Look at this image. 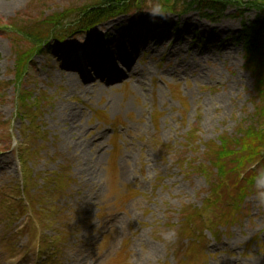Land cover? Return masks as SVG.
<instances>
[{
  "label": "rangeland",
  "instance_id": "374dc122",
  "mask_svg": "<svg viewBox=\"0 0 264 264\" xmlns=\"http://www.w3.org/2000/svg\"><path fill=\"white\" fill-rule=\"evenodd\" d=\"M17 1L0 11V264H264V180L235 206L239 190L219 187L215 165L213 180L197 168L217 157L222 135L238 136L256 119L241 40L244 23L264 20L246 5L252 0H231L235 6L214 21L197 9L164 12L159 0H133L130 12L91 34L67 37L59 26L63 42L50 32L30 53L22 21L82 0ZM107 30L120 39L104 43ZM98 37L124 76L87 87L74 74L79 82L71 83L61 71L66 46ZM128 61V69L144 70V81L127 72ZM29 103L34 113L25 116ZM25 178L31 209L21 203ZM227 178L241 188L235 171ZM213 189L219 202L210 205ZM206 205L217 238L200 232ZM184 217L197 232L184 230Z\"/></svg>",
  "mask_w": 264,
  "mask_h": 264
},
{
  "label": "trees",
  "instance_id": "16d2710c",
  "mask_svg": "<svg viewBox=\"0 0 264 264\" xmlns=\"http://www.w3.org/2000/svg\"><path fill=\"white\" fill-rule=\"evenodd\" d=\"M133 0H82L81 4H71L67 7L55 9L50 14H47L41 20L22 21L24 23L21 27V32L25 33L28 30L31 33H26L25 37H21L23 40L29 39L34 47L26 49L25 52L36 50L35 48H41L45 43V36L51 33H57L60 38H64L60 31H55L57 27L62 26L65 32L70 36L80 34H91L93 28L105 20L114 18L121 13H128L131 10V2ZM160 9L164 12H175L177 7H181V11L188 12L192 9L199 10L204 17L210 20H216L214 16H222L227 5H234L231 0H175V4L172 7H166L159 0ZM246 5L252 9H257L261 15L264 16V0H252ZM237 8L241 5H236ZM212 12V13H211ZM75 14L76 23L64 24V21L69 19ZM29 22V23H28ZM29 26V27H28ZM241 40L244 46L245 55V67H247L255 79L256 96L259 102L256 105L255 120L252 124L244 125L239 128L238 136L222 135L220 138V145L218 146V154L214 159L213 157H207L211 165H215L218 172L217 179L219 180V187L234 188L239 190L238 198L236 199L235 206H240L243 200H245L250 194L254 192L255 179L257 177H263V174L258 172V167H264V20L258 19L256 22L244 23L241 33ZM28 61V53H25L23 59H20V63H24L22 68H25ZM20 65L18 64L16 69L18 70ZM25 70V69H24ZM25 95L28 93L26 91ZM30 98V97H29ZM25 103V96L21 99ZM25 105H27L25 103ZM32 110V105L23 109V114L26 116L28 111ZM36 114V113H35ZM195 131V130H194ZM189 135V134H188ZM194 138V136H193ZM196 141V140H195ZM189 143L193 142V139H188ZM211 152V150H210ZM191 159V158H190ZM193 160V159H191ZM191 160L186 162V165L191 164ZM233 161L235 166L233 170L225 169L221 163L230 164ZM197 168L202 169L206 175L207 170L203 165H198ZM214 170V169H213ZM235 171L236 182L240 189L231 185L230 180L227 178V173ZM225 178L227 180H225ZM241 179V180H240ZM221 182L223 184H221ZM226 185H225V184ZM217 189L213 190V195L210 196V205L218 203L216 193ZM218 192V191H217ZM213 196L215 197L213 199ZM210 205H206L204 210H201L202 215L205 218V225L212 226L213 222L209 219L207 214L210 212ZM200 217V211H199ZM186 222L188 226L186 229L189 231L197 232L195 222L187 217ZM202 232V230H200Z\"/></svg>",
  "mask_w": 264,
  "mask_h": 264
},
{
  "label": "bare ground",
  "instance_id": "6f19581e",
  "mask_svg": "<svg viewBox=\"0 0 264 264\" xmlns=\"http://www.w3.org/2000/svg\"><path fill=\"white\" fill-rule=\"evenodd\" d=\"M17 4V0L0 2V11L7 12ZM143 35L146 36L147 34ZM111 38H113V35L110 31H105L104 43H107ZM101 39V37H98L95 39L78 40L77 42L75 41L66 46L65 49L67 51L65 52L67 57H65L61 71L69 74L68 78L71 83L79 82L77 81L79 79L74 78V74L81 75L83 81L87 84V87L92 86L94 82L100 83L107 80L117 81L124 76V70L122 67H113L115 54H111L110 49H106L101 45ZM117 39L120 38L115 37L112 41L115 42ZM62 52V50L61 52L56 51V57L61 59ZM95 58H97V60ZM85 60H87V65L82 62ZM126 65L127 72L129 71L130 75L135 77V80L139 82L145 80L147 74H145L143 69H137L135 67H130L128 69V65H131L130 61H128ZM183 69L187 71L189 65H185ZM91 72H93L94 75H90ZM67 115L71 120L77 118L76 110L73 109L72 106L68 107Z\"/></svg>",
  "mask_w": 264,
  "mask_h": 264
},
{
  "label": "water",
  "instance_id": "95a60500",
  "mask_svg": "<svg viewBox=\"0 0 264 264\" xmlns=\"http://www.w3.org/2000/svg\"><path fill=\"white\" fill-rule=\"evenodd\" d=\"M170 2H171V0H164V3H165V4L170 5Z\"/></svg>",
  "mask_w": 264,
  "mask_h": 264
}]
</instances>
